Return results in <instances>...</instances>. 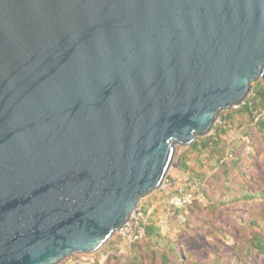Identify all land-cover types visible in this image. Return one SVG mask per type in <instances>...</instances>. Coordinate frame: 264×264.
<instances>
[{
	"label": "water",
	"instance_id": "obj_1",
	"mask_svg": "<svg viewBox=\"0 0 264 264\" xmlns=\"http://www.w3.org/2000/svg\"><path fill=\"white\" fill-rule=\"evenodd\" d=\"M260 78L264 0H0V264L101 249Z\"/></svg>",
	"mask_w": 264,
	"mask_h": 264
},
{
	"label": "rangeland",
	"instance_id": "obj_2",
	"mask_svg": "<svg viewBox=\"0 0 264 264\" xmlns=\"http://www.w3.org/2000/svg\"><path fill=\"white\" fill-rule=\"evenodd\" d=\"M222 142L200 152L177 147L169 174L181 183L201 179L204 189L191 186L192 206H172L156 191L142 198L139 205L152 214L158 232L139 248L114 234L98 251L60 264H264V253L252 244L256 234L264 241V131L248 115L237 114ZM183 153L188 168L176 170Z\"/></svg>",
	"mask_w": 264,
	"mask_h": 264
},
{
	"label": "trees",
	"instance_id": "obj_3",
	"mask_svg": "<svg viewBox=\"0 0 264 264\" xmlns=\"http://www.w3.org/2000/svg\"><path fill=\"white\" fill-rule=\"evenodd\" d=\"M237 114H243L244 116L248 115L250 121L253 122L257 127H259L260 131H264V84L262 79L257 80L253 84L252 92L250 93L249 97L242 105L238 107H234L232 109L223 110L221 112L220 116L222 120L221 122H218L215 125L213 132L211 134L203 138L197 139L192 145L188 146V148L192 149L193 151L200 152L205 149H208L213 145L217 146L223 143L222 136L227 133V126L231 123L232 119ZM228 155L232 156V153H229ZM187 168H188L187 155L183 153L179 156L176 162L175 169L178 170V169H187ZM168 179L170 180L176 179L177 185H173V186L166 185L162 190L156 191L158 193L165 195L166 197H168L177 190L178 184L186 183L188 185L187 192H191L190 189L191 186H194L195 185L194 183L197 181L201 182V179L198 180V178H191L181 183L178 182V176L172 173L168 175ZM202 187L204 189V186H202V182H201L199 188L201 189ZM254 196L255 194L252 193H248L246 195V197L250 199H252ZM194 199L192 200V202L194 201ZM192 202L186 205L192 206V204L194 203ZM138 207L142 210L144 217L146 218V223H145L144 236L141 239L131 243L135 249L137 247L139 248L144 241H146L148 238H151L154 234L158 232V228L154 225L152 214L149 213V210L147 208H143L141 205H139ZM116 234L120 237L121 240H124L118 233ZM252 244L254 245V248H256L260 253H264V241L262 240L260 235L258 234L254 235V237L252 238ZM171 249L175 251L174 248ZM136 257L138 259L137 255ZM167 258H168L167 256L163 257L164 263L167 261ZM235 264H243V262L237 261V263Z\"/></svg>",
	"mask_w": 264,
	"mask_h": 264
},
{
	"label": "built area",
	"instance_id": "obj_4",
	"mask_svg": "<svg viewBox=\"0 0 264 264\" xmlns=\"http://www.w3.org/2000/svg\"><path fill=\"white\" fill-rule=\"evenodd\" d=\"M196 186H200L201 182L197 181L194 183ZM177 185V180L166 179V182L163 188L166 186ZM162 188V189H163ZM161 189V190H162ZM188 185L186 183L178 184L177 190L167 197L168 202L175 206H185L188 203H191L194 199L192 192H187ZM145 223L146 218L142 210L138 207L126 224L120 228L117 232L125 241L132 243L141 239L145 234Z\"/></svg>",
	"mask_w": 264,
	"mask_h": 264
}]
</instances>
